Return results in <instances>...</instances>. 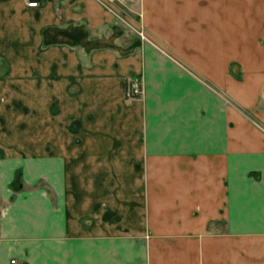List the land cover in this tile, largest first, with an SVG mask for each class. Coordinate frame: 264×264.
I'll use <instances>...</instances> for the list:
<instances>
[{"label": "crops", "instance_id": "crops-1", "mask_svg": "<svg viewBox=\"0 0 264 264\" xmlns=\"http://www.w3.org/2000/svg\"><path fill=\"white\" fill-rule=\"evenodd\" d=\"M27 1L0 0V264H264V0Z\"/></svg>", "mask_w": 264, "mask_h": 264}, {"label": "rangeland", "instance_id": "rangeland-1", "mask_svg": "<svg viewBox=\"0 0 264 264\" xmlns=\"http://www.w3.org/2000/svg\"><path fill=\"white\" fill-rule=\"evenodd\" d=\"M102 5L105 6V7H107V8H111V7L116 6V10H117V8H118L119 11H120V10H124L125 12L128 11V7H129L128 0H124L123 3L111 2V3H109L108 5H104V4H102ZM113 5H114V6H113ZM110 10H111V9H110ZM112 10H113V11H116L115 9H112ZM137 14H138V16H139V15H140V11H138ZM140 26H141V25L138 24L137 29H136V32H137L138 36L140 37V35H139V33H140V34H141V37H142L144 40H147V41H149V42L152 41L151 39H149V38L145 35L144 31L142 30V28H141ZM141 37H140V38H141ZM151 43H152V42H151ZM1 71H2V70H1ZM128 79H129V77H128ZM139 84H140V82H139ZM140 87H141V84H140ZM140 94H141V89H140V92L137 93V94H136L135 96H133V97H137V96H139ZM20 177H21V173H20L19 171L15 170V171H14V178H13V181H14L13 186H16V187H17L18 183H21V182H22ZM36 185H38V186H42L46 191H47V189H48V186H47L46 180H39V181H37Z\"/></svg>", "mask_w": 264, "mask_h": 264}, {"label": "built area", "instance_id": "built-area-1", "mask_svg": "<svg viewBox=\"0 0 264 264\" xmlns=\"http://www.w3.org/2000/svg\"><path fill=\"white\" fill-rule=\"evenodd\" d=\"M98 1L104 5H108L111 2L123 3L124 0H98ZM26 4L29 6H34L37 4V1L36 0H29L26 2ZM139 35L141 37L140 33H139ZM140 89H141V87H140L138 79H136L134 77H130L129 79H127L126 92L129 96H135L137 93L140 92ZM13 261H14V259H10V262H13Z\"/></svg>", "mask_w": 264, "mask_h": 264}]
</instances>
